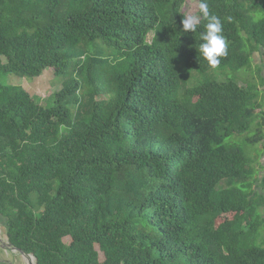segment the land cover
I'll return each mask as SVG.
<instances>
[{
    "label": "trees",
    "instance_id": "1",
    "mask_svg": "<svg viewBox=\"0 0 264 264\" xmlns=\"http://www.w3.org/2000/svg\"><path fill=\"white\" fill-rule=\"evenodd\" d=\"M186 1L0 0V78H63L51 108L0 82V216L36 264H264V0H207L215 68Z\"/></svg>",
    "mask_w": 264,
    "mask_h": 264
},
{
    "label": "rangeland",
    "instance_id": "2",
    "mask_svg": "<svg viewBox=\"0 0 264 264\" xmlns=\"http://www.w3.org/2000/svg\"><path fill=\"white\" fill-rule=\"evenodd\" d=\"M183 13L187 15H193L198 18H200V12H199V0H187L183 7H182ZM153 35V34H152ZM255 60L253 61V71L258 72V64H261V57L258 54H255ZM228 71V75L231 77H234V73ZM261 74L264 76V68L262 69ZM241 78L245 80H251L252 76L249 72L242 73ZM209 78L208 74H199L198 80L204 82L207 81ZM218 80H223L224 76L219 75ZM0 82L5 85L10 86H21L23 87L35 100L38 105L43 106L45 108H51L54 107V95L55 93L61 91L63 88V78L56 77L55 70L48 69L44 72V74L32 81H28L26 79H22L15 75H5L0 78ZM253 82L259 83V79L256 76V79H253ZM240 85L246 86L247 83L244 81H240ZM261 90L264 93V85H259ZM264 96V94H263ZM264 111V107L259 110L258 112L261 113ZM262 147V145H260ZM262 161L264 162V157L262 158ZM68 240V239H67ZM66 240V241H67ZM100 258L102 259V255L100 254Z\"/></svg>",
    "mask_w": 264,
    "mask_h": 264
},
{
    "label": "clouds",
    "instance_id": "3",
    "mask_svg": "<svg viewBox=\"0 0 264 264\" xmlns=\"http://www.w3.org/2000/svg\"><path fill=\"white\" fill-rule=\"evenodd\" d=\"M199 12L206 23L204 24L205 31L201 34L202 42L197 51L210 67L215 68L220 64V57L227 55L228 45L222 34L223 26L220 18L210 13L207 0H199ZM199 22L200 18L196 16H183L182 29L184 32H195Z\"/></svg>",
    "mask_w": 264,
    "mask_h": 264
},
{
    "label": "crops",
    "instance_id": "4",
    "mask_svg": "<svg viewBox=\"0 0 264 264\" xmlns=\"http://www.w3.org/2000/svg\"><path fill=\"white\" fill-rule=\"evenodd\" d=\"M6 220L0 216V239L9 242ZM0 264H29V261L18 253L0 246Z\"/></svg>",
    "mask_w": 264,
    "mask_h": 264
},
{
    "label": "water",
    "instance_id": "5",
    "mask_svg": "<svg viewBox=\"0 0 264 264\" xmlns=\"http://www.w3.org/2000/svg\"><path fill=\"white\" fill-rule=\"evenodd\" d=\"M259 55V54H258ZM0 246H2V248H5V249H9L11 250L12 252H15V253H18L20 254L21 256L25 257L28 261H29V264H36L35 262V258L31 255H27L25 254L23 251H21L20 249L14 247L13 245H11L9 242L6 243L4 242L3 240L0 239Z\"/></svg>",
    "mask_w": 264,
    "mask_h": 264
}]
</instances>
